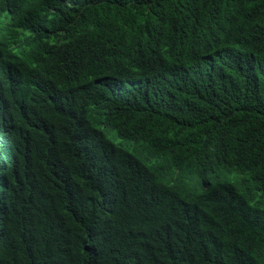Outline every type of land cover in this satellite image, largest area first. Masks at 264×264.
Masks as SVG:
<instances>
[{
  "label": "clouds",
  "instance_id": "obj_1",
  "mask_svg": "<svg viewBox=\"0 0 264 264\" xmlns=\"http://www.w3.org/2000/svg\"><path fill=\"white\" fill-rule=\"evenodd\" d=\"M104 1L107 15L93 18L85 17V0L79 7L78 0H0V198L22 164L15 160L17 149L31 135L44 150L71 147L79 164L62 153L43 154L28 194L37 198L56 184L96 190L99 207L92 215L95 239L60 236L51 225L54 208H23L20 216L37 224L0 241V264H162L128 221L163 199L174 224L168 253L228 264L250 212L232 202L229 190L255 203L250 188L231 187L248 178L251 155H242L245 169L228 170L220 168L223 162L195 155L182 132L163 135L165 125L157 120L131 128L138 85L149 75L144 48L155 53L160 41L149 11L163 8L152 2L142 11L135 0ZM134 9L139 15L130 18ZM152 21L157 34L143 35ZM116 23L127 37L118 34ZM178 62L172 58L175 66ZM38 97L51 102L43 116L27 110ZM138 189L147 196L138 199ZM165 189L175 197H161ZM255 227L262 237L264 216ZM2 233L1 228L0 238Z\"/></svg>",
  "mask_w": 264,
  "mask_h": 264
},
{
  "label": "trees",
  "instance_id": "obj_2",
  "mask_svg": "<svg viewBox=\"0 0 264 264\" xmlns=\"http://www.w3.org/2000/svg\"><path fill=\"white\" fill-rule=\"evenodd\" d=\"M78 1L77 7L84 4ZM152 2L163 8L149 11L160 27V41L155 53L144 48L149 75L138 85L141 93L131 128L136 129L141 120H157L165 125L163 135L175 138L182 132L195 155L223 162L220 168L228 170L245 169L242 155H251L248 178L231 187L242 192L250 188L255 203L250 206L229 190L232 202L250 212L228 264H264V235L259 237L255 227L264 216V0H135L133 6L143 11ZM104 7V0H85V17L106 16ZM128 15L138 16L139 10ZM115 26L119 35L128 36L123 25ZM156 28L150 22L143 35L149 31L154 37ZM173 57L179 66L172 63ZM50 105L38 97L27 110L43 116ZM28 137L15 155L16 162L22 161L17 175L7 179L5 198H0V241L36 226L34 220L20 216L23 208L32 205L54 208L57 215L51 225L60 230V236L97 238L92 222L99 210L96 190L56 184L37 198L27 192L29 182L38 177L37 160L43 154L62 153L78 165V152L67 145L44 150ZM134 193L138 199L147 196L141 189ZM163 196L174 198L175 192L165 189ZM171 211L163 199L128 221L142 238L144 249L155 252L162 264H218L188 253L176 257L168 253V236L174 228Z\"/></svg>",
  "mask_w": 264,
  "mask_h": 264
},
{
  "label": "bare ground",
  "instance_id": "obj_3",
  "mask_svg": "<svg viewBox=\"0 0 264 264\" xmlns=\"http://www.w3.org/2000/svg\"><path fill=\"white\" fill-rule=\"evenodd\" d=\"M6 166V165H5ZM216 173H219V172H216Z\"/></svg>",
  "mask_w": 264,
  "mask_h": 264
},
{
  "label": "rangeland",
  "instance_id": "obj_4",
  "mask_svg": "<svg viewBox=\"0 0 264 264\" xmlns=\"http://www.w3.org/2000/svg\"><path fill=\"white\" fill-rule=\"evenodd\" d=\"M229 178V177H228Z\"/></svg>",
  "mask_w": 264,
  "mask_h": 264
}]
</instances>
